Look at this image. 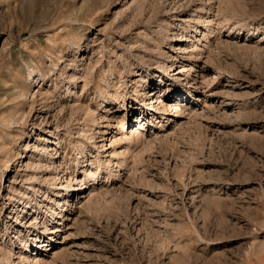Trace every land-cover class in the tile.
<instances>
[{"label": "rangeland", "instance_id": "374dc122", "mask_svg": "<svg viewBox=\"0 0 264 264\" xmlns=\"http://www.w3.org/2000/svg\"><path fill=\"white\" fill-rule=\"evenodd\" d=\"M0 264H264V0H0Z\"/></svg>", "mask_w": 264, "mask_h": 264}, {"label": "bare ground", "instance_id": "6f19581e", "mask_svg": "<svg viewBox=\"0 0 264 264\" xmlns=\"http://www.w3.org/2000/svg\"><path fill=\"white\" fill-rule=\"evenodd\" d=\"M144 90V89H143ZM167 90H169V89H167ZM163 90L161 89V88H159V89H157V93H161ZM149 93H150V91H149ZM154 93V92H153ZM153 93H151V94H153ZM143 94H145L146 95V92L144 91L143 92ZM142 94V95H143ZM123 104L121 103L120 104V102H119V104L117 105V107L120 109V108H122L123 109ZM125 108V107H124ZM95 112V111H94ZM95 115V114H94ZM94 117V116H93ZM91 120V122H92V119H90ZM139 120V119H138ZM142 122V120H139V121H137V128H139V131L137 130V128L136 129H133L132 130V135H135V137H138V134L140 133V128H142V129H144L143 127H142V125H143V123H141ZM141 134V133H140ZM17 156H18V154H17ZM11 161H12V159L7 163V166H10L11 165ZM83 186V185H82ZM62 200H63V202H64V204L66 203V201L68 200V197L67 196H64L63 198H62ZM58 202L57 203H61V205H64L63 203H62V201L61 200H57ZM35 211V210H34ZM54 212V211H53ZM49 214V213H48ZM52 215V214H51ZM46 216H49V215H46ZM61 216H63V215H61ZM50 217V216H49ZM47 218V217H46ZM52 238V237H51ZM49 242H50V240H49ZM40 245H39V247H41V249L43 248V246H44V248L45 249H47L48 248V244H46V241H44V240H42V241H40ZM44 249V250H45Z\"/></svg>", "mask_w": 264, "mask_h": 264}]
</instances>
